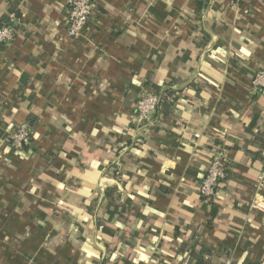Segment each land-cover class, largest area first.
<instances>
[{
    "label": "crops",
    "instance_id": "0c3cea01",
    "mask_svg": "<svg viewBox=\"0 0 264 264\" xmlns=\"http://www.w3.org/2000/svg\"><path fill=\"white\" fill-rule=\"evenodd\" d=\"M202 3L94 0L72 38L66 0H0L22 14L0 43V264H264V0ZM145 90L167 97L138 125ZM30 118V149L8 146Z\"/></svg>",
    "mask_w": 264,
    "mask_h": 264
},
{
    "label": "built area",
    "instance_id": "2783aa9c",
    "mask_svg": "<svg viewBox=\"0 0 264 264\" xmlns=\"http://www.w3.org/2000/svg\"><path fill=\"white\" fill-rule=\"evenodd\" d=\"M94 0H66L65 19L67 33L72 38L85 35L88 30L90 13ZM18 18L9 13L7 20L0 26V43L10 42L15 37L16 30L13 27L17 24ZM251 84L256 94H264V68L259 69L252 77ZM165 92L143 91L137 100L135 117L133 122L140 125L144 122H151L155 113L166 98ZM33 141L32 133L28 123L21 128L14 130L8 136V146L22 149L30 146ZM228 177V165L223 151L217 150L210 158L206 172L201 177L198 192L201 199L210 203L215 200L224 181ZM259 186L264 187V169L259 176ZM252 206L264 209V201L255 196ZM226 264H231L228 261Z\"/></svg>",
    "mask_w": 264,
    "mask_h": 264
},
{
    "label": "trees",
    "instance_id": "16d2710c",
    "mask_svg": "<svg viewBox=\"0 0 264 264\" xmlns=\"http://www.w3.org/2000/svg\"><path fill=\"white\" fill-rule=\"evenodd\" d=\"M196 1V5H197V7H198V9H200L201 7H202V2H203V0H195ZM16 4V3H15ZM13 5V6H11L10 7V13L11 14H13L16 18H18V22H17V24H15L13 27L15 28V30H16V33H15V36L14 37H16L17 36V34H18V32L22 29V14H21V12L19 11V9H17L15 6L16 5ZM8 17V16H7ZM7 17L6 16H4L2 19H0V26L3 24V22L5 21V20H7ZM15 39V38H14ZM13 39V40H14ZM28 125H29V127H30V132L31 133H33V130L35 129V123H34V121L30 118L29 120H28ZM30 149V146H24L23 148H22V150H24V151H28ZM210 205H211V215H216V213H217V210H218V206L216 205V203L214 202V200L213 201H211L210 202ZM197 264H205V261L203 260V258L202 257H197ZM250 264H259V263H257V262H254V263H250Z\"/></svg>",
    "mask_w": 264,
    "mask_h": 264
}]
</instances>
